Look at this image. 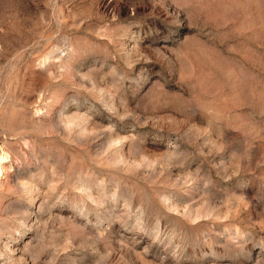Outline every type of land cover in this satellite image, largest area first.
<instances>
[{"label": "rangeland", "instance_id": "374dc122", "mask_svg": "<svg viewBox=\"0 0 264 264\" xmlns=\"http://www.w3.org/2000/svg\"><path fill=\"white\" fill-rule=\"evenodd\" d=\"M0 264H264V0H0Z\"/></svg>", "mask_w": 264, "mask_h": 264}]
</instances>
